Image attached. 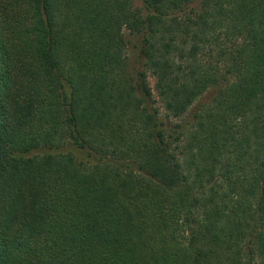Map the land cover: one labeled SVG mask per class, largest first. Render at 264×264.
<instances>
[{
  "label": "trees",
  "instance_id": "trees-1",
  "mask_svg": "<svg viewBox=\"0 0 264 264\" xmlns=\"http://www.w3.org/2000/svg\"><path fill=\"white\" fill-rule=\"evenodd\" d=\"M142 4L0 0V264H264V0Z\"/></svg>",
  "mask_w": 264,
  "mask_h": 264
},
{
  "label": "rangeland",
  "instance_id": "rangeland-1",
  "mask_svg": "<svg viewBox=\"0 0 264 264\" xmlns=\"http://www.w3.org/2000/svg\"><path fill=\"white\" fill-rule=\"evenodd\" d=\"M134 3H135V7L136 8H142L143 4H142V0H134ZM126 40L128 41V51H129V57L131 58V60L133 61L134 58L136 57L137 55V49H136V46H137V40L135 37L133 36H130L128 32H126ZM152 85H154V82L152 80ZM213 93L212 92H209L206 96V100H210L211 97H212Z\"/></svg>",
  "mask_w": 264,
  "mask_h": 264
}]
</instances>
